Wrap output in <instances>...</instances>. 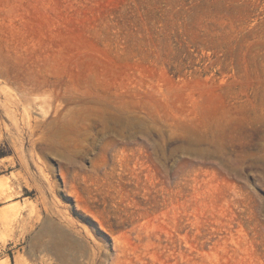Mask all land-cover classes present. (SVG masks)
<instances>
[{"label":"rangeland","instance_id":"374dc122","mask_svg":"<svg viewBox=\"0 0 264 264\" xmlns=\"http://www.w3.org/2000/svg\"><path fill=\"white\" fill-rule=\"evenodd\" d=\"M0 177V264H264V0H0Z\"/></svg>","mask_w":264,"mask_h":264},{"label":"bare ground","instance_id":"6f19581e","mask_svg":"<svg viewBox=\"0 0 264 264\" xmlns=\"http://www.w3.org/2000/svg\"><path fill=\"white\" fill-rule=\"evenodd\" d=\"M9 184L6 178L0 177V200L7 201L14 195L11 193ZM33 228L35 225L31 226V229ZM74 233L79 234L78 230L70 223L61 224L48 232L49 237L45 243L42 242L41 246L50 251L52 256L46 260L45 264H101L95 246L90 242L73 237ZM40 259L44 260L41 255ZM25 260L21 255H17L15 264H28ZM4 264H10L9 260L7 259Z\"/></svg>","mask_w":264,"mask_h":264}]
</instances>
